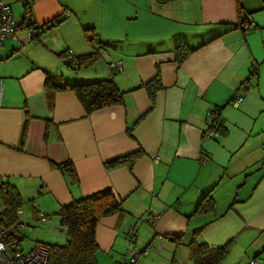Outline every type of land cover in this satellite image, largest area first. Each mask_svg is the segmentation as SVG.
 <instances>
[{
    "label": "crops",
    "instance_id": "obj_1",
    "mask_svg": "<svg viewBox=\"0 0 264 264\" xmlns=\"http://www.w3.org/2000/svg\"><path fill=\"white\" fill-rule=\"evenodd\" d=\"M8 1L19 2L22 13L0 47V179L21 199L44 194L52 213L110 187L121 211L95 227L97 263L115 257L116 240L130 238L128 230L140 244L135 264H146L140 256L148 250L154 264L172 259L194 231L209 247H237L234 264L244 257L264 262V0ZM55 18L60 22L49 25ZM37 25L45 28L27 37ZM84 28H92V41ZM179 44L194 49L177 61ZM66 49L95 57L68 67L70 73L58 57ZM156 72L162 87L150 99L141 85ZM103 78H112L122 103L85 115L68 85ZM236 90L242 99L231 107ZM213 108L217 127L207 139L202 133ZM132 152L140 155L130 168L105 167ZM66 161L76 183L56 166ZM205 193L212 210L192 214ZM143 214L144 222L147 215L157 219L148 227L135 222Z\"/></svg>",
    "mask_w": 264,
    "mask_h": 264
},
{
    "label": "trees",
    "instance_id": "obj_2",
    "mask_svg": "<svg viewBox=\"0 0 264 264\" xmlns=\"http://www.w3.org/2000/svg\"><path fill=\"white\" fill-rule=\"evenodd\" d=\"M156 1L163 3L171 0ZM25 20L26 19L24 18V21ZM57 22H60V20L55 18L49 22V25ZM26 26L31 28L30 25ZM42 26V29H44L45 25ZM31 30V37H34L38 32H36L34 28ZM83 32L89 41L93 40L94 33L92 28H84ZM193 49L194 48H190L186 44L177 45L175 47V60L180 61V59ZM62 53L63 52H60L58 54L59 58ZM94 57V53H89L81 57L77 56V64H90ZM63 64L71 68L69 64ZM51 79V76H47L46 82L49 86H53L49 82ZM141 86L146 89L149 98L152 99L155 92L162 87L158 72ZM68 88L73 91L85 115L100 108L122 103V92L117 88L112 78H103L93 81L79 80L68 85ZM48 105L49 107L52 106L51 96H49ZM214 127L216 130L217 121L215 122ZM139 155V152H132L124 156L110 159L106 161L104 165L106 168H112L116 165L126 163L130 168ZM66 162L56 166L62 168L71 176L72 183H76V177L73 174L71 164ZM21 202V198L16 188L12 184L4 182V179H0V226L11 229L9 236L10 239L15 241V244H18L22 239V236H18L23 229L21 228L19 230L18 227L20 225H27L32 229V226L19 220L17 212L19 211ZM212 207L213 201L209 194L205 193L199 199L192 214L211 211ZM120 211L121 199L110 187H104L86 195L73 198L67 203L60 205L57 211L53 214L57 217L58 227L64 228V240L62 244H45L48 246L47 264H95V251L97 250L95 242V227L101 218L119 213ZM40 213L43 214L44 217V221L41 223L35 219V216ZM31 214L32 220L39 224L45 223L49 217L47 214L36 210H33ZM149 217L150 216L147 215L145 219L147 224H149L147 221ZM196 233L197 232L194 231L192 238L186 244L192 264H221L229 250V243L226 242L217 247H209L203 242L196 241ZM169 240L176 244H179L180 242L176 236H171ZM129 243L132 244L133 241H129ZM122 260H124V258Z\"/></svg>",
    "mask_w": 264,
    "mask_h": 264
},
{
    "label": "rangeland",
    "instance_id": "obj_3",
    "mask_svg": "<svg viewBox=\"0 0 264 264\" xmlns=\"http://www.w3.org/2000/svg\"><path fill=\"white\" fill-rule=\"evenodd\" d=\"M3 1L10 3L11 14H12L14 21H16L22 13L21 4L16 1L12 3L8 0H3ZM19 31H21V29ZM29 33H30V30L27 32V37L29 36ZM16 56H17L16 58L17 61H21L23 59V56L20 54H17ZM37 57L40 58L41 60H44L45 62L49 60V56L42 57L41 53H38ZM65 68H67L70 73L74 72V70L69 69L67 66ZM262 156H263V153H262ZM34 182L35 181L30 180V181H27V184L30 187H35V185L37 186L38 184ZM21 201L22 202L19 206V210L21 211L19 215V220L22 221L23 223H27L30 226H32V229L30 230L29 228L24 227L20 231L18 236L19 235L22 236V239L20 240L18 244H16V246L21 248L23 251H28L31 248V246L36 242H41V243L49 244V245L62 244L64 240V233L63 231L59 230L58 220L55 214H53L52 212L46 211L47 209L45 208H47V203H46L47 201L45 200L44 194H41L39 196L34 195L32 197H22ZM32 210H36L42 213L44 212L45 214H47L49 216L47 218V221L43 224H39L38 222L32 220L31 218ZM144 218H145L144 214L141 216L139 215L138 219H136L135 222L139 221L143 223L144 226L148 227V224L144 222ZM196 237H198V235ZM242 239H243V236H239L235 241L237 243H240ZM139 245L140 244L137 241L135 242V244L134 243L131 244L129 243L128 237L120 236V239L118 238L115 243V247H117L115 251L117 252V254H112V256H115V257H111L104 261L102 260L99 263H97L96 257H95V264H122L123 260L121 259L124 258V261L128 259L127 251L133 250L135 252H139L140 251L138 248ZM113 252H110V253H113ZM188 252H189L188 249L184 245L179 244L178 246L174 248V251L172 252V256H173L172 259H169L170 258V255H169V257L164 258L160 263L156 262V264H192L191 260L189 259ZM151 254H152L151 251L148 250L147 255L141 254L140 260H142L143 258L146 260V264H151L153 262L152 258L150 257ZM236 254L237 255L239 254V250L237 249V247H233L232 244H229V250L227 254L225 255V257L223 258L221 264H234L239 259L238 257H235ZM107 256L109 257L111 256V254H107ZM136 259L137 257L133 258L132 264H135ZM248 261H249V258L246 259L244 257L243 261H240L238 264H247Z\"/></svg>",
    "mask_w": 264,
    "mask_h": 264
},
{
    "label": "built area",
    "instance_id": "obj_4",
    "mask_svg": "<svg viewBox=\"0 0 264 264\" xmlns=\"http://www.w3.org/2000/svg\"><path fill=\"white\" fill-rule=\"evenodd\" d=\"M70 11L64 10L63 16L67 17L69 16ZM25 25L33 26L32 20L26 19L24 21ZM250 24L244 26L247 28H250ZM42 25L35 26L36 32H39L42 30ZM16 29V23L13 20L11 11H10V5L3 0H0V47L3 44V41L9 37L12 36ZM29 36H31V33H29ZM77 55L74 54V52L71 49H66L63 51L61 55V61L62 63H67L71 66V68L75 69L78 67L77 64ZM112 72L119 69V63H115L111 65ZM251 72L255 73V68L250 69ZM250 72V73H251ZM2 94V84L0 81V97ZM242 99L241 94L238 92V90L235 91V93L232 95V99L229 102L231 107H236ZM207 117L210 120V123L205 131H203L202 135L204 138H211L215 135V122L217 121L218 117V110L216 108L207 110ZM262 153L264 157V146L262 148ZM154 160H157V157H154ZM207 161V157L204 154L200 155V162L205 163ZM21 211L19 210L17 212V215H20ZM35 219L38 222H43L44 217L43 214H38L35 216ZM157 219V215H150V217L147 219L149 225H151L155 220ZM29 228L27 225H20L18 228L19 230L21 228ZM62 231L64 228H59ZM11 229H7L5 227L0 226V264H47L48 259V246L36 242L33 244V246L28 251H23L21 248L17 247L15 244V241L10 239L9 233ZM128 233L130 235L129 241H133V233L132 230H128ZM136 252L133 250L128 251V259L126 261L123 260V264H132L133 258L136 257ZM247 264H264V262H259L256 258L249 259Z\"/></svg>",
    "mask_w": 264,
    "mask_h": 264
},
{
    "label": "clouds",
    "instance_id": "obj_5",
    "mask_svg": "<svg viewBox=\"0 0 264 264\" xmlns=\"http://www.w3.org/2000/svg\"><path fill=\"white\" fill-rule=\"evenodd\" d=\"M25 25V24H24ZM31 33V32H30ZM31 37V36H30Z\"/></svg>",
    "mask_w": 264,
    "mask_h": 264
}]
</instances>
